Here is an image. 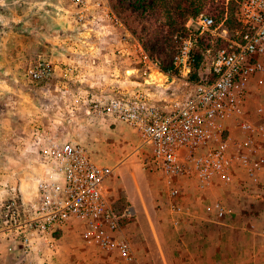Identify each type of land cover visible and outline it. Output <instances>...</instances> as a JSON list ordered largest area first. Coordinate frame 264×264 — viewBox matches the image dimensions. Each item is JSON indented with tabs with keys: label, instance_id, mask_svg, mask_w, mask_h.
Masks as SVG:
<instances>
[{
	"label": "built area",
	"instance_id": "1",
	"mask_svg": "<svg viewBox=\"0 0 264 264\" xmlns=\"http://www.w3.org/2000/svg\"><path fill=\"white\" fill-rule=\"evenodd\" d=\"M234 1L239 26L230 30L224 20L217 24L206 13L190 18L186 24L189 35L182 39L173 67L165 72L162 60L147 52L110 0H71L77 27L101 36L116 34L118 52L133 61L131 74L138 75L143 84L164 74L193 88L168 107L155 103L148 91L120 90L92 99L88 110L91 116L124 122L138 133L140 147L151 151L144 161L145 170L160 173L168 188L175 227L191 214L181 201L185 182L206 191L219 180L233 184L245 176L264 201V113L259 108L262 117L252 119L246 111L251 90L264 93V0ZM209 34L225 40L227 46L208 63L212 79L193 82L198 38ZM80 67L63 64L62 77L68 80L78 75ZM57 70L52 60L39 58L29 64L26 76L31 83H49ZM36 137L41 144L42 136ZM34 166L32 191L23 186L11 164L5 167L10 177L0 180V240L9 242L14 264H53L59 234L71 223L83 226L89 247L116 252L127 264H141L122 233L123 220L134 215V209L127 207L121 213L104 190L115 167L95 160L86 144L67 139L43 144ZM209 209L218 222L232 213L220 199ZM261 234L264 237V226Z\"/></svg>",
	"mask_w": 264,
	"mask_h": 264
},
{
	"label": "crops",
	"instance_id": "2",
	"mask_svg": "<svg viewBox=\"0 0 264 264\" xmlns=\"http://www.w3.org/2000/svg\"><path fill=\"white\" fill-rule=\"evenodd\" d=\"M70 3L71 8L68 9L70 14H66L64 4L55 0H0V180L10 177L5 167L11 164L15 166L23 186L29 191L35 188L33 170L38 151L43 144L52 139L87 142L92 156L96 153L100 157L118 156L127 153L129 150L127 144H139V136L135 130L123 133L120 122L91 116L88 110L92 99L110 96L120 90H145L150 93L155 103L168 107L173 100L188 96L193 89L186 83L173 88L176 80L167 85L169 88H149L160 84V74L155 75L153 79L155 83L149 82L147 85L134 74V77L139 79L133 81L136 84L133 88L128 86L111 88L110 82H102L101 78L93 79L97 80L98 86L95 88L66 85L67 81L62 77L60 68L63 64L70 63V59H74L71 57L75 54L69 57L65 52L70 53L67 42L76 44V30H79L74 20L68 21L69 16L74 13L71 0ZM37 28L45 30L40 44L46 48L40 49V58L56 63L58 65L56 77L61 76L65 80L58 88L42 86L33 88L19 80L23 75L20 67L30 61L34 45L37 43L31 36L33 30ZM69 39L72 42L68 41ZM93 60L97 61V58ZM163 76L170 79L164 74ZM256 96L253 92L250 100L253 102ZM60 132L66 134L64 138L60 137ZM39 134L42 136L41 144L36 142V136ZM123 147L127 150H123ZM4 151L8 157L4 156ZM128 163L135 162L129 160L119 165L114 172L115 176H110L106 180L104 190L113 204L120 202L136 210V214L145 207L148 208L147 199L150 193L146 197L142 195L143 200L140 201L132 192L125 193L122 190L119 176L123 166ZM147 179L153 194L148 175ZM28 190L26 194L30 195L31 192ZM153 203L155 204V200ZM194 217L196 216L191 213L182 221L190 222L195 219ZM260 235L262 236L261 230ZM217 237L219 239L217 245L202 264H264V239H258L257 236L241 229L222 230ZM64 252L63 247H59L58 254ZM171 262L176 263V260L171 257ZM14 263L15 258L10 251L9 242L0 240V264Z\"/></svg>",
	"mask_w": 264,
	"mask_h": 264
},
{
	"label": "rangeland",
	"instance_id": "3",
	"mask_svg": "<svg viewBox=\"0 0 264 264\" xmlns=\"http://www.w3.org/2000/svg\"><path fill=\"white\" fill-rule=\"evenodd\" d=\"M56 1L64 4L66 7L65 12L68 14V9L71 8L70 0ZM116 1L118 0H110L111 5L127 25L124 16L120 15L114 7ZM206 2L208 3L204 12L211 13V9H217L224 3L228 10L230 0H207ZM227 16L228 12L226 13ZM69 20H74L73 15L69 16ZM128 20L132 22L130 27L136 28L139 34H142L144 26L155 32L162 31L165 35L170 32L165 23L160 26L151 21H133L131 18H128ZM127 27L129 28V25ZM129 30L135 35L130 28ZM33 32L31 36L34 37L33 39H36L37 43L34 45L30 61L20 67L23 75L19 80L23 84L26 82L25 84L33 88L41 86L44 88H58L64 80L61 76L56 77L49 83L41 84L31 83L25 77V70L29 64L40 58V49L44 50L46 48L40 44V39L44 38L45 30L37 28ZM135 36L142 42L144 41L137 34ZM177 37L178 33L174 35V39ZM182 39L183 37H181V41ZM68 41H71V39ZM75 41V45H73L74 43L70 44L67 42L70 53L65 52V55L69 57L73 54L75 55L71 57L74 59H70V63L66 64L81 65L82 67L78 69V75L75 74L66 80V85H76L80 88H95V86H98L96 84L97 80L93 79L101 78L100 81L102 82H110L111 88L135 87L136 84L133 81L139 78L132 76L130 73V70L135 65L130 58L118 52L120 44L116 34L101 36V34L91 33L88 30L84 31V28H80L78 31L76 30ZM205 41L212 43L210 39H205ZM95 48L98 49L96 50ZM199 50H203L206 56L205 63L202 65L203 69H207L208 63L214 55L215 48H211L209 52L205 50L204 46L200 45ZM94 58H97V61L93 60ZM159 81L160 84L158 86H149V88H169L167 85L172 80L159 75ZM184 83V81L177 79L173 83V88H177L179 85L183 86ZM253 92L257 96L252 102L250 96ZM250 96L246 106L247 114L252 119H260L263 114L261 115L262 112L259 111V108H263L264 113V93L253 88ZM120 124L123 133L134 130L124 122H120ZM65 135V133L62 134L60 132V137L64 138ZM84 144L88 145L87 142ZM124 147L122 149L126 151L127 149ZM126 147L129 149L127 153H121L118 156L105 155L100 157L94 153L93 157L99 163L113 166L115 169L123 162L134 161L135 163H128L122 168L119 176L122 190L125 193L127 191L132 192L140 201L143 200L142 195L146 197L150 193L147 199L148 208L145 207V209L138 211L136 214L126 217L122 229L123 235L131 241L141 264H172V262L170 263L171 257L176 260V263L178 261L177 264H202V261L207 259L209 252L217 245V241L219 240L217 234L226 229H241L257 236L258 239H264L260 235V230L264 226V201L258 197L255 184L246 179L245 176L233 184H227L219 180L206 191L199 190L191 182H185L181 201L196 217L190 222L184 223L182 221V225L175 227L171 222L169 214L168 188L163 176L158 172H150L144 168V161L151 151L147 148H141L140 143L137 145L127 144ZM115 174L113 173L111 176H115ZM146 174L150 178L154 196L151 189H149ZM216 199L223 200L232 210V213L224 222L216 221L209 209V205ZM154 200L155 204L153 203ZM82 233L83 226L80 223H71L61 231L59 234V245L61 248L63 247L65 252L58 254L54 258L53 263L127 264L116 252L102 251L86 245Z\"/></svg>",
	"mask_w": 264,
	"mask_h": 264
},
{
	"label": "trees",
	"instance_id": "4",
	"mask_svg": "<svg viewBox=\"0 0 264 264\" xmlns=\"http://www.w3.org/2000/svg\"><path fill=\"white\" fill-rule=\"evenodd\" d=\"M207 0H118L114 4L116 10L120 15L124 16L127 25L131 28L133 21L145 20L151 21L158 25L165 23L170 30L167 35L163 32H155L150 28L144 26L142 34L137 32V29L132 31L144 39L143 44L147 52L152 56L162 60V69L167 72L173 67V57L177 52L180 44L181 37L189 35L188 28L186 26L188 20L191 17H198L202 13H205V7L208 2ZM237 4L234 0H230L228 10L225 3L219 8H213L210 10L211 13H206L214 17L217 24L222 22L230 30L235 29L239 26L236 19ZM228 16L226 17V13ZM178 33V37L174 39V35ZM205 39L212 40V43H207ZM206 43V44H205ZM204 46L205 50L215 48L214 55L221 49L227 46L225 40L214 38L210 34L204 37L198 38V43L195 48V62L193 71L191 74V81L193 82H204L211 80L212 77L208 74L207 69H203L206 56L203 50H199V46ZM213 55V56H214ZM114 206L122 213L127 208L126 205H122L120 202L115 203ZM126 221L125 219L123 222Z\"/></svg>",
	"mask_w": 264,
	"mask_h": 264
},
{
	"label": "water",
	"instance_id": "5",
	"mask_svg": "<svg viewBox=\"0 0 264 264\" xmlns=\"http://www.w3.org/2000/svg\"><path fill=\"white\" fill-rule=\"evenodd\" d=\"M131 73V72H130ZM150 83H155V80H153L152 78L149 80Z\"/></svg>",
	"mask_w": 264,
	"mask_h": 264
},
{
	"label": "bare ground",
	"instance_id": "6",
	"mask_svg": "<svg viewBox=\"0 0 264 264\" xmlns=\"http://www.w3.org/2000/svg\"><path fill=\"white\" fill-rule=\"evenodd\" d=\"M130 72L132 73V71L130 70ZM161 76H163L162 74H160Z\"/></svg>",
	"mask_w": 264,
	"mask_h": 264
}]
</instances>
